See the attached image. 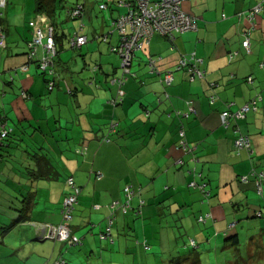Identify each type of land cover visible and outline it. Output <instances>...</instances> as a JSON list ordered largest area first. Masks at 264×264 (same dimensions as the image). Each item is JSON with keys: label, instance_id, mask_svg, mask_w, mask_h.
Returning a JSON list of instances; mask_svg holds the SVG:
<instances>
[{"label": "crops", "instance_id": "1", "mask_svg": "<svg viewBox=\"0 0 264 264\" xmlns=\"http://www.w3.org/2000/svg\"><path fill=\"white\" fill-rule=\"evenodd\" d=\"M67 1L57 14L73 23H58L51 90L46 87L51 76L40 72L36 60L28 61L26 54L32 38L28 21L37 14V0H7L2 10L6 45L0 50V123L7 120L12 126L28 127L16 133L19 150L27 151L19 159L31 166V152L39 150L44 155L48 148L53 174L37 180L22 176L30 199L26 213L33 219L16 225L7 235L0 264H54L60 257L68 264L69 260L71 264H113L95 253L97 245L112 255L123 250L126 259L131 246L144 253L157 246L176 256L179 250L174 247L188 244L193 237L197 248H215L221 241L231 248L232 259L245 264L256 259L255 264H262L264 221L252 215L254 209L264 214V201L254 190L253 180L239 179L256 167L264 183V9L256 16L248 15L260 0H183L182 8L196 17V28L173 38L154 33L144 48L135 51L128 72L119 55L110 50L118 38L110 21L124 7H117L114 0H83L84 14L69 19L66 4L78 0ZM101 1L110 7L99 9ZM70 29L86 35L87 43L71 48L64 31ZM102 34L108 35L107 41L99 38ZM247 36L249 51L242 43ZM42 53L39 46L37 55ZM150 57L155 59L153 68ZM182 57L202 69L203 77L190 80L187 68H177ZM167 71L173 74L169 84L163 80ZM121 75L124 84L119 88L112 78ZM116 94L122 100L113 105ZM251 101L255 108L236 120L237 128L222 125L223 110L236 111ZM237 132L248 136L251 150L243 149L235 156ZM182 142L191 150L180 149L177 145ZM67 176L81 187L73 211V220L76 216L79 223H71L81 243L69 248L61 241L60 246H52L51 239H39L43 225L60 221L62 198L69 191ZM192 180L206 184L208 197L189 187ZM126 185L137 191L135 210L116 212L112 240L104 242L95 235L96 226L106 227L109 209L105 205L123 199ZM140 198L144 200L141 207ZM95 204L100 207L93 208ZM199 215L205 216L202 222ZM164 230L175 241H160ZM242 230L250 234L241 251ZM231 233L238 235L237 248L225 242ZM207 236H213L208 243ZM145 241L150 248H144ZM64 245L68 250L63 251ZM7 247L13 255L7 256ZM148 261L142 259L140 264Z\"/></svg>", "mask_w": 264, "mask_h": 264}, {"label": "built area", "instance_id": "2", "mask_svg": "<svg viewBox=\"0 0 264 264\" xmlns=\"http://www.w3.org/2000/svg\"><path fill=\"white\" fill-rule=\"evenodd\" d=\"M183 0H117L118 6L126 7V11L119 14L110 21V28L112 31H116L119 35V42L117 45L112 46L111 50L116 52L121 58V66L125 72L129 71L132 64V60L136 50L144 48L150 41L151 36L154 33H160L168 38H173L176 33L192 30L196 28V17L187 13L182 8ZM7 0H0V17L2 16V10L6 6ZM106 4L102 2L101 8H104ZM264 9V0L257 2L253 6L248 15L250 17L256 16ZM82 6L78 5L72 12L71 16H77L81 13ZM29 25L32 29V38L28 42L29 51L27 53L28 59H37L39 69L48 74L52 75L54 58L57 54V45L55 41V31L49 18L44 14H36L32 19L29 20ZM5 31L0 24V50L6 45ZM87 41L86 35L75 30L69 37L70 46L80 47ZM243 46L248 51L250 50V41L247 36L243 39ZM41 46L43 53L40 57H37L38 47ZM193 58V57H192ZM150 65L152 68L155 66V59L149 58ZM25 66H21L24 68ZM177 68H187L190 72V80H194L196 77H203V72L199 70L193 61L187 57H182L177 64ZM173 79L171 71H167L164 76V81L170 83ZM49 88L53 87V80L48 82ZM119 84L124 83V78L118 80ZM23 96H26L22 92ZM215 98L211 100L214 101ZM255 101V100H254ZM251 101L241 106L236 111L226 109L222 111V122H228L231 118H242L246 112L255 108V102ZM112 102H115L112 100ZM192 110V108H191ZM227 124V123H225ZM237 147H244L251 150V144L248 136L240 134L235 140ZM260 181H257V189L262 191ZM68 183L72 187V192L69 193L63 201L62 219L60 224H45L41 229V236L48 238H56L59 240H68V242L76 243L77 239L71 236L70 221L72 220L74 203L76 202L77 195L80 189L73 184V178H68ZM125 190L129 188L126 185ZM117 202H114L111 207ZM96 208L99 205L95 206ZM127 209V204L123 206V210ZM259 214V213H258ZM111 223L105 231L101 233V238H108L112 240L111 236ZM193 242V240H191ZM57 264H65L64 260H59Z\"/></svg>", "mask_w": 264, "mask_h": 264}, {"label": "trees", "instance_id": "3", "mask_svg": "<svg viewBox=\"0 0 264 264\" xmlns=\"http://www.w3.org/2000/svg\"><path fill=\"white\" fill-rule=\"evenodd\" d=\"M65 3H68V1L67 0H37V4H38L37 10H36L37 14H44V15H46L49 18L52 26L54 27L55 37L57 36V28H58V22H57V17L56 16H57V13L59 12L58 10H61L64 7V5H62V4H65ZM101 3H102V1L98 4L99 9H101V10H104V9H107L108 7H110L109 3L104 2L106 4V6L104 8H101L100 7ZM114 3H115V5L117 7H124V6H118L117 5V0H114ZM78 5L82 6L81 13L79 15H77V16H71V12ZM66 6L67 7H65L66 8L65 15L69 19H76V18L81 17L84 14L85 7H84L83 0H80V1L78 0L76 2H70V4H68V5L66 4ZM124 9L126 11V7H124ZM122 13H124V12H122ZM122 13H119V14H122ZM114 18H111V20L114 19ZM0 24H1V22H0ZM28 24H29V21H28ZM112 32H115L116 35L118 36V38H117V42L115 44H111L110 45V50H111L112 46L117 45L118 42H119V35L117 34V32L116 31H112ZM62 35H64V34H62ZM99 38H101L104 41H107L108 40V35L107 34H102V36H99ZM68 39H69V36H68ZM87 41H88V38H87ZM87 41L85 43H87ZM84 44H82V45H84ZM69 45H70V43H69ZM81 46L80 47L70 46V47L74 48V49H77V48H81ZM28 51H29V47H28V50H27L26 54L28 53ZM112 52H114V51H112ZM114 53H116V52H114ZM37 57H40V56L37 55ZM37 59L38 58L28 59V55H27V60L28 61L36 60V62H37ZM37 66H38V69H39L38 62H37ZM196 67L198 68V66H196ZM199 70H201L203 72V74H204V71L202 69H199ZM40 72H42V71L40 70ZM42 73H44V72H42ZM52 73L53 74L50 75L51 77L46 78V87H47L48 90H51L54 87V85H55V80H54L55 79V74H54L55 73V58H54V65H53V72ZM44 74H46V73H44ZM46 75H48V74H46ZM120 78L123 79L124 76L121 75L120 77H113L112 78L113 83H115L119 88H121L122 85L124 84V83H122V84L118 83V80ZM189 78H190V74H189ZM49 80H53V82H54L52 88H49V86H48L47 82ZM24 93L27 95L26 92H24ZM121 100H122V97L116 94V96L113 98V101H115V102H112V104L113 105H117L118 103H120ZM251 109H249L247 112H249ZM237 119L238 118H231V119H229L228 122H225L227 124L222 122V125L224 127H226V128L232 127V125H233V127H236V123L235 122H236ZM27 128L28 127L21 126V125H19L18 127L17 126H12V125L8 124L7 120H2L1 123H0V250L2 248H4L5 246H8V245L5 244L4 240L7 242V239H5V238L7 237L8 234H12L13 233L11 231L13 229V227H15L16 225H18L20 223L26 222L27 220L33 219L32 215H28L26 213V208H28V205H29L28 203L30 202V199L28 197V194H26L28 189L26 187V182L24 181L25 176H28L29 179L37 180V179H41L43 176L45 177V175L47 176V174L49 175V173L53 174V173L50 172V170L52 169L51 161L46 156L49 153V151H47L48 148H45L46 151L44 150V152H43L44 155H42V153L39 152V150H35L34 152H31V153H33L32 154L33 155V157H32L33 158V165H31V166L23 163V161L19 159V156L22 155L23 152H27V151L26 150H19V148H20L19 144L16 142V140H17L16 136H18V134H16V133L25 132V131H27ZM240 134H242L244 136H247L244 133L237 132V135H236V137L233 140V149H232V153L235 156L238 155L241 150L246 149L244 147L241 148V147H237L235 145V140L238 138V136ZM105 140L109 141V137H105ZM177 146H179L180 149L184 148L183 150H185V151L186 150L187 151L191 150V146H189L188 144L184 145L183 142L178 144ZM42 148H44V147L42 146ZM14 165H17V166H15L17 168H13ZM18 169L21 172L16 171ZM11 170H15L14 172H12V175L9 174V171H11ZM22 176H23L24 179L22 178ZM69 177L73 178V176H67L65 178V184L68 186L69 191L67 193H65V195L62 198L61 210L63 208L64 198L69 193L72 192V187L68 183V178ZM239 179L241 181H245V182H249L250 180H253V182H254V190L257 192V194L259 195L260 198H263V186H264L263 185L264 184L263 183V173L261 171H259L256 167H253L250 170L249 174L240 175ZM257 181H260L259 183L261 184L262 191H259L257 189ZM73 184L80 189V191H79V193L77 195L76 202L74 203V209H75V206L78 203L79 195L81 194V187L75 182L74 178H73ZM188 185H189V187L197 188L203 194V196L208 197L206 195V193H205L206 184L197 183L196 181L192 180V181H190L188 183ZM124 187H123V196H124L123 199H115V200H112L111 202H109V203H107L105 205L106 208L109 209V213H108V215L106 217V223H107L106 227L109 224V219L112 220V223H111V236H112V226H113V223H114V220H115V217H116V215H115L116 212L119 211V212H121L123 214H127L130 211L135 210L134 209V205H133V200H134V196L137 194V191L131 185L129 186V188L127 190H125ZM200 201L203 202L204 198L200 199ZM114 202H117V203L114 205V207H111V205ZM143 202H144V200L140 198V200L138 202L139 207L143 206ZM126 204H127V209L123 210V206L126 205ZM96 205H99V207H100V204H95V205H93V208ZM139 207L136 208V209H139ZM98 208L95 207V209H98ZM254 212L255 213L252 215L253 217H259V218H263L264 217V214L262 213V209H258V210L254 209ZM258 213H259V215H258ZM60 214H61L60 221L58 223H53L54 225H56V224L58 225V224H60L63 221L62 212ZM197 218H198L199 222L200 221L202 222V220L205 219V216L199 215V216H197ZM72 219H73V216H72ZM71 221L69 223L70 224V229H71ZM49 224H52V223H49ZM106 227H105V229H106ZM105 229L102 230L99 235H101V233L104 232ZM71 236H74L72 231H71ZM74 237H76V236H74ZM212 237L211 236H207V238H205V241L207 243L210 242ZM99 238L101 240H104V239L109 240L108 238H101V236H99ZM39 239H51V240H56V241L58 240V241L63 242L68 247L69 246H75V245H78V244L81 243V239L78 238V237H76V239H77L76 243L74 242V243H71V244L68 242V240H59V239L52 238V237L45 238V237H42L40 235H39ZM191 240H193V242H191ZM191 240H189L188 244H184L183 245L185 248L182 247V249L175 254L176 256H173L174 254H171V253L168 254V258L166 259V262L164 264H166L167 261L169 262V264H201V256H200V253L197 251V247H196V242H197L196 237H193V239H191ZM226 241H231L230 242L231 245L233 247H236V248L239 245V239H238V235L237 234H232L231 233L230 235L226 236L225 237V242ZM143 245H144V248H145V246L147 247V249L150 248L149 244L146 241L144 242ZM8 248L9 247H7V249H6L7 250V254H8L7 256H10L11 255L10 251H12V250H10ZM178 253H179V255H178ZM60 259L64 260L65 264H68L66 259H63L62 257L57 259L54 264H57V262ZM162 263H163V261H162Z\"/></svg>", "mask_w": 264, "mask_h": 264}, {"label": "rangeland", "instance_id": "4", "mask_svg": "<svg viewBox=\"0 0 264 264\" xmlns=\"http://www.w3.org/2000/svg\"><path fill=\"white\" fill-rule=\"evenodd\" d=\"M98 10V9H97ZM125 12V9L123 10V9H120L119 10V12L120 13H122V12ZM119 12L117 11L116 12V15L115 16H117L118 14H119ZM57 21H58V23H60V24H62V25H66V24H68V23H73V22H71V21H69V20H67L64 16H61V15H58L57 14ZM96 19L97 18H99L100 19V17L99 16H97V17H95ZM65 32H66V34H68V36L70 37V35L72 34V32H71V29L70 30H64ZM68 50H73V49H71V48H69L68 47ZM120 57V56H119ZM260 200H262V201H264V198H261ZM259 215V214H258ZM256 218H258V219H256ZM254 220H262V221H264V217L263 218H259V217H254L253 218ZM71 223H72V225H74V224H76V223H79V222H77V218H76V216H75V219L73 220L72 219V221H71ZM103 228V229H102ZM104 228H105V224H102V225H100V227L98 226V224H97V226H96V230H95V235L99 238V234H100V231H101V229L102 230H104ZM90 229V228H89ZM167 230V229H166ZM87 232V231H86ZM165 232V233H164ZM251 232H254L253 230H251ZM161 233V235H159V237H161V238H159L160 239V241H162V239L163 240H167L168 238H169V241H171L172 242V237L170 236V233L169 232H166L165 230L164 231H161L160 232ZM163 233V234H162ZM240 234H239V237H240V239H241V242H242V244H241V251L244 249V247H245V243H246V241H244V238H246L249 234L247 233V230L245 231V230H242V231H240L239 232ZM78 237H80V235H78ZM133 239L135 240V237L133 236ZM191 240V239H190ZM248 240V239H247ZM55 241V242H54ZM102 241H104V242H110L109 240H107V239H104V240H102ZM173 241H175V239L173 240ZM178 242V241H177ZM49 243H51L52 244V246L55 244V243H57L59 246H60V241H56V240H50L49 241ZM117 245H118V243H116ZM65 246V245H64ZM63 246V251L64 250H68V248H66V246L64 247ZM155 246V245H154ZM18 247V246H17ZM74 247V246H73ZM182 247H184L183 245L182 246H179V248L178 247H174V249L175 250H181L182 249ZM225 246H222V243H221V241L218 243V246L217 247H209V245L208 246H206V247H204L203 249H204V251H203V249H201V248H197V251L198 252H201L202 251V253H203V255H201L200 254V256H201V264H229L230 263V261L232 260V262H233V264H245L244 263V261L243 262H238V261H236L235 259H232V255H231V252L229 251V250H231V248L230 247H225ZM239 247V248H240ZM101 245H97L96 246V248H95V253L96 254H102V257H103V259L104 260H106L107 261V263H108V261H112V263L113 264H140V262L142 261V259H144V261H146V259H149V261H148V264H157L158 263V259L160 260L159 261V264L161 263V264H164L165 262H166V257H168V253H164V252H161L164 248H161V247H152L151 248V251L150 252H148V253H144V252H141V250H139V248H133L132 246L130 247V248H128L129 250H128V252H129V254L127 255V259L125 258L126 257V254H125V252L122 250L121 252H120V250L119 251H115L114 253H113V255L112 254H110L109 253V251H108V248H103L104 250H101ZM156 248H158L160 251H158ZM185 248V247H184ZM188 249V248H187ZM170 250V249H169ZM11 252V254L13 255V253L14 252H12V251H10ZM141 252V253H140ZM49 253H52L51 251H49ZM64 253H66V251L64 252ZM177 253V252H176ZM136 254V260H134V262H132V256L133 255H135ZM54 256V254H49L48 256ZM178 255H179V253H178ZM67 258L68 259H70V257L69 256H67ZM125 259H126V261H125ZM54 261V260H53ZM125 261V262H124ZM161 261H163V263L161 262ZM257 261H259V260H257ZM257 261H256V259L254 260V261H252V262H248L247 264H252V263H257ZM5 263V262H4ZM6 264H10L9 262H6ZM51 264H52V261H51ZM69 264H71V260H69ZM86 264V263H85ZM142 264H147L146 262H143ZM166 264H169V262L167 261V263ZM232 264V263H231ZM262 264H264V261L262 262Z\"/></svg>", "mask_w": 264, "mask_h": 264}, {"label": "clouds", "instance_id": "5", "mask_svg": "<svg viewBox=\"0 0 264 264\" xmlns=\"http://www.w3.org/2000/svg\"><path fill=\"white\" fill-rule=\"evenodd\" d=\"M40 236H41V234H40Z\"/></svg>", "mask_w": 264, "mask_h": 264}]
</instances>
